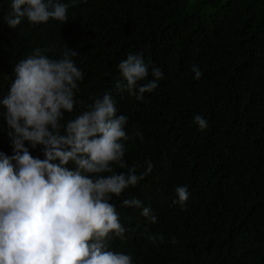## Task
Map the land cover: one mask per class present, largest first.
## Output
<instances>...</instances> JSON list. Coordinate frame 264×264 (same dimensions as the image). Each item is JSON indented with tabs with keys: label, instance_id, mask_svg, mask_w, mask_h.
Returning <instances> with one entry per match:
<instances>
[{
	"label": "trees",
	"instance_id": "trees-1",
	"mask_svg": "<svg viewBox=\"0 0 264 264\" xmlns=\"http://www.w3.org/2000/svg\"><path fill=\"white\" fill-rule=\"evenodd\" d=\"M68 20L50 19L17 28L4 22L11 0H0V98L13 81L14 66L41 48L58 58L71 48L83 72L74 118L105 92L117 114L128 117L127 172L154 165L136 186L110 201L127 229L111 250L133 256L134 264H264V0H61ZM129 53L142 54L163 71L158 87L137 101L119 92L117 65ZM203 75L193 79L191 65ZM82 101V103H80ZM4 109L0 107V113ZM195 114L207 118L198 130ZM30 152L43 158L40 148ZM0 151L12 155L6 121L0 115ZM68 167H73L69 164ZM107 175V174H105ZM187 185L186 210L173 204L175 188ZM138 198L142 208L122 206ZM150 235H163L153 244ZM175 237L177 244L171 243Z\"/></svg>",
	"mask_w": 264,
	"mask_h": 264
},
{
	"label": "clouds",
	"instance_id": "clouds-1",
	"mask_svg": "<svg viewBox=\"0 0 264 264\" xmlns=\"http://www.w3.org/2000/svg\"><path fill=\"white\" fill-rule=\"evenodd\" d=\"M68 7L61 0H11L3 19L13 29L25 18L34 25L50 19L66 22ZM43 51L36 48L15 64V78L0 98L13 152L0 151V264H134L131 254L110 248V241L126 239L127 231L110 201L153 170L151 161H145L147 167L139 174V164L127 172L113 168L128 167L126 142L138 138L143 143V133H128V117L117 114L109 92L90 97L92 103L65 121V113L73 112L78 103V82L83 79L71 59L78 53L68 47L58 58H49ZM117 69L122 80L116 81V90L127 91L137 101L154 91L163 77L153 66L154 79L141 83L149 76V64L140 53H129ZM191 72L195 80L203 75L195 63ZM193 123L199 131L208 128L207 118L200 114L194 115ZM25 142L32 149L42 146L43 158L33 156ZM175 192L173 204L186 210L187 185L177 186ZM121 203L142 208L143 217L157 221L138 198ZM148 239L164 243L163 235ZM171 243L178 241L173 237Z\"/></svg>",
	"mask_w": 264,
	"mask_h": 264
}]
</instances>
